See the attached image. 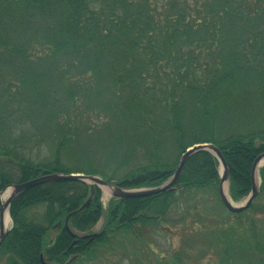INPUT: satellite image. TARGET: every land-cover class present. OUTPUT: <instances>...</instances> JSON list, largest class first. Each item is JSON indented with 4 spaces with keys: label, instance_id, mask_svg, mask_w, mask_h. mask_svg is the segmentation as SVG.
Here are the masks:
<instances>
[{
    "label": "trees",
    "instance_id": "1",
    "mask_svg": "<svg viewBox=\"0 0 264 264\" xmlns=\"http://www.w3.org/2000/svg\"><path fill=\"white\" fill-rule=\"evenodd\" d=\"M199 142L220 149L231 198L246 197L264 152V0H0V190L50 172L152 187ZM259 175L253 203L218 222V160L204 150L162 192L103 207L95 187L68 227L89 186H31L11 200L0 264H88L125 242L154 252L158 231L172 235L158 264L194 251L197 264L210 252L201 264H264Z\"/></svg>",
    "mask_w": 264,
    "mask_h": 264
},
{
    "label": "water",
    "instance_id": "2",
    "mask_svg": "<svg viewBox=\"0 0 264 264\" xmlns=\"http://www.w3.org/2000/svg\"><path fill=\"white\" fill-rule=\"evenodd\" d=\"M204 150L210 152L214 155L218 160L219 165V175L220 180L218 183V194L224 205V207L230 212H241L247 209L255 197L259 192V168L264 165V152H261L254 159L251 166V190L246 198L238 203H235L229 193V174H228V166L225 161L224 156L222 155L218 146L212 142H199L195 143L185 149V151L181 154L177 167L175 168L173 174L163 183L152 186V187H141V188H125L114 182L107 181L102 176L95 173H82V172H50L38 175L31 179L10 183L3 187L0 190V243L3 241L5 235L10 229L9 226L4 222L5 213L9 214V206L11 200L23 190L42 183L59 181V180H68V181H79L87 184L89 186L90 194L85 199V201L75 210L69 212L65 217V225L68 227L69 217L73 214L80 212L90 201L92 194L94 192V188H99L103 194H108L109 197L115 198H126V197H140V196H148L151 194H156L162 192L166 189H170L172 185L175 183L177 178L179 177L182 168L185 164V161L188 159L190 155L193 153ZM261 162H263L261 164ZM2 195L5 197L2 198ZM88 234H84L87 236Z\"/></svg>",
    "mask_w": 264,
    "mask_h": 264
},
{
    "label": "rangeland",
    "instance_id": "3",
    "mask_svg": "<svg viewBox=\"0 0 264 264\" xmlns=\"http://www.w3.org/2000/svg\"><path fill=\"white\" fill-rule=\"evenodd\" d=\"M45 147H37L34 146L32 148V152L31 155L36 156V155H45ZM212 193H210L211 195ZM211 196L214 197V195L212 194ZM111 197L107 196L104 197V194L101 193L100 199L102 202L103 207L107 206V203L109 201ZM215 198V197H214ZM244 198L240 199V200H234L235 203L241 202ZM262 200H264V198H262ZM221 208V207H220ZM216 213L214 214V219L213 221L218 222L221 220L222 216L226 215V212H228V210L223 207L220 209V212L218 211V209L214 210ZM230 220H233V218L231 217V215H228ZM220 217V218H219ZM254 218V222H256L257 225V230L261 228V223H263L264 221V216L262 215H258L255 216L253 215ZM259 218V219H258ZM12 224V220L10 218L8 226L10 227ZM206 224V223H205ZM103 225V220H99L97 222V224L93 227L92 231H98ZM207 225V224H206ZM170 237H172V235H167L165 234L163 231H158L157 235L154 236L153 240L156 241L155 245V251L152 252L151 250L147 249L146 247H142L139 244H137V247H133L130 243L125 242V246L124 249H114L112 250V252L110 254H107L105 257L106 258H101V259H97L94 262L88 263V264H158L159 260H162L165 258V256H167V250L169 249L168 242L170 240ZM175 238V237H173ZM178 245V239H175L173 242V246L177 247ZM206 245H203V247H205ZM205 251V250H204ZM194 260L190 259L188 260V263L186 264H197V258L199 253L194 251ZM208 258L206 260L202 259L200 260V263H204L205 261L208 260V262L212 261L214 259V254L212 252L208 253ZM168 258V257H166ZM211 258V259H209Z\"/></svg>",
    "mask_w": 264,
    "mask_h": 264
},
{
    "label": "bare ground",
    "instance_id": "4",
    "mask_svg": "<svg viewBox=\"0 0 264 264\" xmlns=\"http://www.w3.org/2000/svg\"><path fill=\"white\" fill-rule=\"evenodd\" d=\"M263 162H261V164H262ZM108 196V194H107V192H106V194H104V197H107ZM5 196L4 195H2V198H4ZM9 220H10V216H9V214L8 213H5V216H4V222L6 223V225L8 226V223H9Z\"/></svg>",
    "mask_w": 264,
    "mask_h": 264
}]
</instances>
